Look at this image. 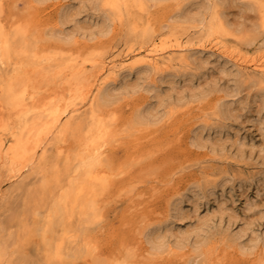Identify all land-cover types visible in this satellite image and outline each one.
<instances>
[{
    "label": "rangeland",
    "instance_id": "rangeland-1",
    "mask_svg": "<svg viewBox=\"0 0 264 264\" xmlns=\"http://www.w3.org/2000/svg\"><path fill=\"white\" fill-rule=\"evenodd\" d=\"M28 1L1 0L0 25L5 34L14 39L24 28L31 51L51 55L56 49L80 61L89 57L90 48L92 53L96 50L94 56H100L138 47L144 27L160 28L184 4H189L188 9L175 17L196 16L201 10L205 14L203 6L208 3L166 0L147 10L133 7L131 15L115 20L105 19L110 9L96 0H34L29 8ZM259 5L264 0H219L234 46L258 37L257 43L264 41V13ZM61 7L68 10L67 22L61 19ZM104 25L108 32L100 35ZM195 25L191 22L188 31L198 30ZM72 30L78 31L70 40L67 35ZM192 45L204 48L192 53L187 62L142 78L132 73L119 82L129 86L130 92L116 93L105 108L114 137L98 166L111 181L107 190L97 192L91 223L81 225L78 214L68 220L84 254L64 264H264V84L251 69L221 56L212 43ZM242 48L244 54L253 52ZM59 54L53 59L59 60ZM17 60L14 57L6 68L9 74ZM54 62L48 69L54 71ZM86 70L88 75L95 72L89 62ZM30 72L38 83V98L49 101L55 93L68 97L64 82L68 71L55 79L48 72ZM164 72L170 73L159 75ZM151 80L156 81V89ZM179 97H184L182 107L176 108ZM146 101L157 118L143 127L138 125V115L144 116L149 105L141 113L140 108ZM81 118L70 121L58 144L51 140L50 163L37 160L36 169L26 171L12 186L6 182L9 166L0 159V264H50L42 252V231L53 188L44 185L51 175L65 183L66 157L80 152L79 139L90 122ZM146 225L155 233L172 230L166 251L152 250L146 238L142 240ZM62 235L63 226L55 223L46 236Z\"/></svg>",
    "mask_w": 264,
    "mask_h": 264
},
{
    "label": "bare ground",
    "instance_id": "bare-ground-1",
    "mask_svg": "<svg viewBox=\"0 0 264 264\" xmlns=\"http://www.w3.org/2000/svg\"><path fill=\"white\" fill-rule=\"evenodd\" d=\"M96 1L110 9V13L105 19L122 20L125 13L131 15L133 7L147 10V8L166 0ZM33 3L34 0H29L28 8ZM188 7L189 4L180 5L172 15L166 18L160 28H155L151 24L146 29L144 27V31L141 32L140 46H129L120 51L112 50L113 52L100 56H94L96 50L94 49L92 53L90 48V51L86 52H89L87 54L89 57L83 58L82 61L77 59L80 57L62 56L56 49L51 55L47 53L38 55L37 52L30 50L32 43L26 39L27 31L24 28H19L16 37L11 39L0 25V159L2 163L9 166V176L6 180L9 186L15 184L26 171H34L36 169L34 164L37 160L40 161L39 163L46 160L50 163V157L47 154L48 146L51 140L58 144L72 119L83 117L90 120L79 139L80 152L73 157H66L65 183L60 184V179L53 175L46 177L44 187L53 189L50 193V213L42 231V252L50 264H64L75 255L84 254V249L81 251L80 243L76 241L79 236L71 234L67 222L73 214H78L81 225L91 223L90 215L97 210L95 199L99 195L97 192L100 189L104 191L108 179H110L102 174L105 170L102 172L98 170V166L102 162L104 148L114 137L112 131H109L110 128L104 116V112L108 113L105 108L111 105V100L116 96V93L130 92L129 86L126 84L119 86V82L126 81V78L132 73H137L142 78L144 74H155L161 68L174 66L177 62L185 63L192 53L204 48L200 45L194 46L192 42H200L204 45L207 41L213 44L221 56L230 61L233 60L237 66L251 69L253 73L259 75V83L264 84L263 38L260 43H257L258 37L238 43L240 47L234 46L233 41H229L231 33L223 23L219 12V0H208V3L203 6L205 14H201V10L196 13V16L187 14L175 17L177 12L181 13ZM63 8L61 7V19L67 22L69 13L68 10L63 11ZM259 8L264 13V5H259ZM30 9L28 10L30 11ZM134 18L136 17L134 16ZM191 22L199 25V28H197L198 25H195L198 30L188 31L192 26H188ZM61 24L63 25L62 21ZM60 30L63 31V29ZM76 31L78 30H72L67 37L72 40ZM107 32V25H104L99 34ZM20 38L21 40H19ZM242 47H246L248 53L249 51L254 53L244 54ZM259 50L262 51L258 53ZM30 52L33 53L29 55ZM55 54H59L61 57L57 61L53 59ZM14 57H17L18 60L15 62L12 73L9 74L6 68L11 65ZM52 61H56L54 62V71L48 69L51 67ZM88 62L95 70L89 75L86 70ZM30 71L37 75L48 72L54 79L68 71L69 75L64 81L68 87V95H66L68 97H59L55 93L52 95L54 98L49 101L42 97L38 98V83L36 85V79L31 78ZM166 73L170 72L159 73V75L164 77ZM155 82L149 84L156 89ZM191 97L194 98L193 95ZM183 98H177L176 101H179L176 108L182 107L181 100ZM74 100H80V104L74 103ZM149 101H146L140 108V113L144 107L150 104ZM86 106L88 109L85 108ZM153 111L151 104L146 108L144 116L138 115V125L148 126L150 125L149 120L153 123L157 118ZM114 114L116 115L115 112ZM201 139L200 136L194 141L200 143ZM84 197L86 198L82 199ZM55 223L63 226V235L59 237L46 236L48 233H52ZM151 229L153 228L146 225L142 231V240H144L143 237L146 238L152 250L166 251V239L169 238L168 235L172 237V230L166 229L162 234L159 231L151 232ZM178 237L174 238L177 242ZM143 242L145 243V241ZM149 249L146 248L147 251ZM170 251L171 249L168 250V252ZM109 264L128 263L115 261Z\"/></svg>",
    "mask_w": 264,
    "mask_h": 264
}]
</instances>
